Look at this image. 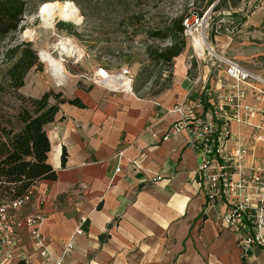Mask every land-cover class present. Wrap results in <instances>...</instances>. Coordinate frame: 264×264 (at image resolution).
<instances>
[{
  "label": "crops",
  "instance_id": "1",
  "mask_svg": "<svg viewBox=\"0 0 264 264\" xmlns=\"http://www.w3.org/2000/svg\"><path fill=\"white\" fill-rule=\"evenodd\" d=\"M231 12L236 15L230 17ZM231 12H222L220 21L228 26L215 30L208 54L183 51L173 60L170 86L156 95L95 86L76 92L73 99L84 108L60 106L46 128L57 180L39 182L21 208L24 214L45 216L42 232L51 258L35 250L29 231L22 228L10 264H55L81 217H87L84 234L74 236L65 264H264L263 250L243 258L237 236L204 217L200 155L188 135L164 141L179 120L169 112L177 105L189 106L209 122L222 105L234 113L226 98L241 93L243 106L264 108V86L250 81L237 91L221 61L238 63L264 80V0L252 8L241 0ZM231 28L232 33L227 31ZM229 128L230 148L251 133L245 125ZM122 149L126 158L116 173Z\"/></svg>",
  "mask_w": 264,
  "mask_h": 264
},
{
  "label": "built area",
  "instance_id": "2",
  "mask_svg": "<svg viewBox=\"0 0 264 264\" xmlns=\"http://www.w3.org/2000/svg\"><path fill=\"white\" fill-rule=\"evenodd\" d=\"M189 20L184 21L186 37L192 36ZM198 20L196 18V22ZM216 29L221 30V25ZM227 31L234 32L233 28ZM221 61L226 65V75L234 81L233 88L237 91L250 81L264 86L263 79L238 63L223 59ZM108 76L119 84L118 89L105 86L109 91L135 95V78L130 69L121 68ZM241 95L242 93L235 98H226L228 103L233 104L234 113L229 114L222 105L211 122L197 118L189 106L173 107L169 112L177 114L179 120L172 126L171 132L164 136V141L182 133L188 135L191 147L200 155L197 173L198 185L205 196L204 217L215 219L224 229L232 231L238 238L242 257L248 258L256 249L264 251V108L258 110L243 106ZM241 108L244 114L240 113ZM232 123L249 127L251 133L246 141L241 137L237 138L236 146L230 148L228 143L232 134L229 127ZM125 158L126 149H122L116 155L119 162L116 173L121 171V162ZM134 166L141 169L139 164ZM31 197L32 190L22 198L0 205V264H10L18 232L22 228L29 231L35 250L44 258H51L42 232L45 216L40 212L27 215L21 211ZM86 222L87 217L80 218L77 229L65 246L63 256L54 259L55 264H65L63 258L73 248L74 236L84 234Z\"/></svg>",
  "mask_w": 264,
  "mask_h": 264
},
{
  "label": "rangeland",
  "instance_id": "3",
  "mask_svg": "<svg viewBox=\"0 0 264 264\" xmlns=\"http://www.w3.org/2000/svg\"><path fill=\"white\" fill-rule=\"evenodd\" d=\"M195 1L199 0H124L123 3L119 0H110L109 3L104 0H51V3H73L82 20L78 24L56 19L53 27H47L39 18L43 5L41 0H28V11L19 31L0 43V117L6 121L5 126L13 130L20 128L17 116L27 105L21 99L22 96L26 99L40 98L46 92H53L61 94L62 98L73 99L78 90L105 87L100 82L102 71L108 76L121 68H128L135 78V84L146 86L141 94H148L151 85L147 83V78H155L159 71L156 67H151L150 72L145 74L147 69L143 66V61L146 46L162 48L169 46L171 40L147 39L145 27L161 28L170 18L187 12L191 16L188 25L191 27L192 36H185L184 53L189 51L190 54L198 55L192 45L194 36L204 33L209 46L216 28L219 25L228 26L227 21H220L225 17L222 13L209 12L196 22V17H192L197 12ZM245 1L252 8L262 0ZM143 15L147 17L146 20L142 18ZM132 20L135 24L127 34L122 29L121 22L129 23ZM59 22L70 25L79 37L57 30L56 25ZM58 37L70 39L82 52L79 59L69 58L62 62L65 79L61 84H58L50 67L40 57V52L45 51L55 59L60 58L59 53L53 49ZM25 43L33 45L39 65L28 73L24 87L15 92L9 89L7 77L15 59L8 60L6 52Z\"/></svg>",
  "mask_w": 264,
  "mask_h": 264
},
{
  "label": "trees",
  "instance_id": "4",
  "mask_svg": "<svg viewBox=\"0 0 264 264\" xmlns=\"http://www.w3.org/2000/svg\"><path fill=\"white\" fill-rule=\"evenodd\" d=\"M51 0H41L45 4ZM63 2L64 0H59ZM106 3L110 0H104ZM124 2V0H119ZM241 0H199L194 6L197 12L192 15L202 19L211 8L212 13L232 11L239 6ZM28 11V0H0V43L10 35L19 31L21 22ZM230 17L236 14L229 13ZM187 12L174 16L159 28H146L145 35L151 40L170 39L171 44L166 47L146 46L143 66L148 74L151 67H156L158 73L155 78L149 76L147 83L151 85L150 95H156L170 86L172 78L173 60L182 54L186 48L184 35V21L190 19ZM147 19L145 15L142 17ZM234 27L237 28L238 22ZM133 20L129 23L121 22V27L128 34L134 26ZM57 30L65 31L79 37L70 25L59 22ZM214 35V33H213ZM8 60L15 59L7 72L9 89L19 91L25 85L28 73L38 64V56L31 43L15 46L6 52ZM164 75V76H163ZM138 80V79H137ZM138 82V81H137ZM146 87V86H145ZM145 87L134 85L133 90L139 92ZM158 88V89H157ZM21 97V96H20ZM27 104L17 116L21 124L18 130L9 129L0 117V205L22 198L28 194L39 182L56 181L57 173L49 163V154L52 144L47 132V126L55 121L60 106L70 104L80 108L84 105L78 99L62 98L61 94L46 92L40 98L26 99ZM65 155H63V163ZM17 264H28L25 260Z\"/></svg>",
  "mask_w": 264,
  "mask_h": 264
},
{
  "label": "bare ground",
  "instance_id": "5",
  "mask_svg": "<svg viewBox=\"0 0 264 264\" xmlns=\"http://www.w3.org/2000/svg\"><path fill=\"white\" fill-rule=\"evenodd\" d=\"M39 18L47 27H53L56 19L78 24L82 20L79 10L71 2L45 3L40 8ZM192 45L199 56H203L207 50H210L205 40L204 33H200L199 35L194 36ZM53 49L59 53V59L53 58L49 53L45 51L40 52V57L43 62L48 64L58 84H61L65 79V70L62 62L66 61L69 58L79 59L82 56V52L70 39L62 37L57 38L56 44L53 45ZM101 73V83L108 87H113L116 89L119 88V84L115 79L110 78L103 71Z\"/></svg>",
  "mask_w": 264,
  "mask_h": 264
}]
</instances>
